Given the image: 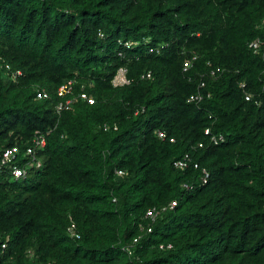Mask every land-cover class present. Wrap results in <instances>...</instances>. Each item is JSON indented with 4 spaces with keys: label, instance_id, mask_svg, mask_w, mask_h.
<instances>
[{
    "label": "trees",
    "instance_id": "obj_1",
    "mask_svg": "<svg viewBox=\"0 0 264 264\" xmlns=\"http://www.w3.org/2000/svg\"><path fill=\"white\" fill-rule=\"evenodd\" d=\"M263 36L264 0H0V148L23 166L49 132L40 168L0 175V264H264ZM70 79L95 102L59 116Z\"/></svg>",
    "mask_w": 264,
    "mask_h": 264
},
{
    "label": "built area",
    "instance_id": "obj_2",
    "mask_svg": "<svg viewBox=\"0 0 264 264\" xmlns=\"http://www.w3.org/2000/svg\"><path fill=\"white\" fill-rule=\"evenodd\" d=\"M103 36V34H101ZM121 43H123L122 41H120ZM135 45V43L127 41L125 42V46L127 48H131ZM250 47L255 51V52H264V39H258L255 41H252L250 43ZM150 52L154 53V52H160L159 48H150L149 50ZM197 57L195 56L193 59L195 60ZM192 59V60H193ZM192 60H187L184 63V69L187 70L192 66ZM6 68L8 70H11V66L9 64H6ZM221 71L220 68H216V69H211V75L215 76L217 75V73H219ZM22 71L20 69L15 71V76L21 75ZM146 76L150 77L151 73H148ZM143 77H145V75H143ZM76 80L75 79H70L68 81H66L65 83H63L61 86L58 87L56 93L57 96L59 97V101L55 104V112L57 113V115H61L63 112L65 111H70L73 109V107L75 106V104L78 102L79 98H81V100L87 101L90 104H93L95 102V98L93 96H90L86 91H83L84 89L81 90V92L79 93V95L75 94L74 92V88H75V84H76ZM112 85L114 87H123L125 85H128L131 83V79L128 78V68L125 66L120 67L116 74L114 75L113 79H112ZM84 85V84H83ZM203 85V84H202ZM243 87H245V84H242ZM36 96L38 99H51L52 95L50 92L46 91L45 89L43 90H38L36 93ZM252 95L247 93L246 94V99L247 100H251ZM202 99V95L201 93H197V94H192L190 96V98L188 99V101H198ZM49 132H45L42 130H36L35 135L32 138V142L31 144L28 146L26 153L23 155L22 159H27V161L25 162V165L23 166H19L17 165L18 160H20L18 158L19 153H20V148L18 145H14V146H7V147H1L0 148V175H2L5 172H9V174L11 173V176L14 177L15 179H19V178H26L29 174V169L30 168H40L42 166V161L37 157V152L40 149H43L46 147L47 145V138L46 135ZM206 134H211V130L210 128L206 129L205 131ZM159 137L162 139H165L168 137L167 133L165 131H159L158 132ZM224 136H215L212 135L211 136V141L214 144H218L220 141H224ZM174 138H171L170 141L174 142ZM200 146H202V144H200ZM191 157L189 154H186L184 157H182L181 159H177L176 161H174V165L177 168L180 169H185L187 167H189L190 163H191ZM194 166L196 168H198V164L195 163ZM203 172V178H202V182L207 183L208 178L210 176V172L206 169L203 168L202 169ZM118 174L122 175L124 174L123 171H118ZM186 187H189L187 185H185ZM190 188H192V186H190ZM177 205V201H173L172 203H170L169 205L159 209L157 207H153L147 210L146 213V218L149 219L151 221L150 224L148 225H142L140 227L141 230V234L136 236L134 238V243H138L142 237L144 233H152L153 232V222H155L158 217L161 215L162 211L167 210L168 208L172 209ZM69 234L71 236H75L77 238L80 237L77 229H76V225L74 223H72L69 228H68ZM8 242H9V237L5 238L4 241L0 240V254L3 253L7 247H8ZM172 244H160V248L161 249H165V248H171ZM127 251L129 252V254H131L133 252L132 246H128L126 247Z\"/></svg>",
    "mask_w": 264,
    "mask_h": 264
},
{
    "label": "clouds",
    "instance_id": "obj_3",
    "mask_svg": "<svg viewBox=\"0 0 264 264\" xmlns=\"http://www.w3.org/2000/svg\"><path fill=\"white\" fill-rule=\"evenodd\" d=\"M258 39H264V36L263 37H260V38H257V39H255V40H258ZM255 40H253V41H255ZM256 53H259V52H256ZM261 53V52H260Z\"/></svg>",
    "mask_w": 264,
    "mask_h": 264
}]
</instances>
